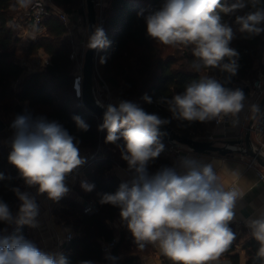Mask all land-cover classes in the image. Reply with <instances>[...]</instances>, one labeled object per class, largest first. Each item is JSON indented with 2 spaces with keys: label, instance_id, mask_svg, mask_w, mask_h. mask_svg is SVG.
I'll use <instances>...</instances> for the list:
<instances>
[{
  "label": "clouds",
  "instance_id": "clouds-1",
  "mask_svg": "<svg viewBox=\"0 0 264 264\" xmlns=\"http://www.w3.org/2000/svg\"><path fill=\"white\" fill-rule=\"evenodd\" d=\"M27 8L32 0H16ZM250 8L243 15H235L234 25L222 19L219 13L234 15ZM143 15V10L138 16ZM146 32L157 44L171 48H191L194 59L191 67L216 69L225 73L223 82L210 75H203L185 86L182 93L170 99L161 98L171 118L188 123L223 122L231 118L238 124V116L245 107L246 96L240 88H230L239 68V53L231 47L239 33L250 39L264 33V0H235L223 4L221 0H163L161 6L144 17ZM82 31H87L82 30ZM109 45L102 27L96 26L88 36V49H103ZM101 63L106 58L101 57ZM142 99L151 104L145 94ZM97 104L105 108L99 131H107L106 143L116 144L121 158L127 163L123 180L115 193H104L100 204L119 208L122 224L131 233L140 249L153 245L171 264H214L229 250L236 239L230 227L236 208L243 199L237 188H225L219 181L217 167L222 161L204 162L194 156H182L175 166H161L149 171L164 151L161 127L169 119L146 112L140 105L120 100L118 105ZM251 119H256L259 107L250 106ZM72 120L80 131L89 125L79 115ZM14 130L8 162L17 170L28 188L36 194L19 188L12 191L20 201L13 214L9 205L0 199V222L7 225L39 227L40 214L37 195L59 202L70 189L68 180L86 162L80 155V141L58 121L44 117L17 115L10 126ZM123 140V145L118 141ZM264 157V152L259 153ZM6 177L0 173V180ZM264 178V177H262ZM81 188L92 192L94 184L82 181ZM246 227L259 247L253 264H264V206L255 216L246 220ZM7 229H0V264H70L61 252L44 251L23 235L9 237ZM115 264L118 259L106 254ZM79 264H94L82 260Z\"/></svg>",
  "mask_w": 264,
  "mask_h": 264
},
{
  "label": "trees",
  "instance_id": "trees-1",
  "mask_svg": "<svg viewBox=\"0 0 264 264\" xmlns=\"http://www.w3.org/2000/svg\"><path fill=\"white\" fill-rule=\"evenodd\" d=\"M34 2V1H33ZM33 2L28 6L30 7ZM84 0H49V14L44 22L45 31L32 39L25 47L26 55L31 56L43 50L49 56V61L36 71L25 74L26 67L17 56V48L22 41V30L27 26L26 8H21L16 0H0V121L5 125L0 129V173L6 177L0 180V199L10 207L13 214L18 211L20 201L13 188H19L20 178L17 170L8 162L11 149L2 144V138L7 137L8 124L3 122L4 115L28 114L32 118L44 117L48 121H58L70 134L79 141L78 147L83 152L99 150V155L92 164L86 167L76 190L85 201H93L99 206V211L93 214L84 212V204L76 199L65 198L64 207L56 210L57 215L74 229V237L65 244L63 255L70 264H79L82 260L105 262L106 254L102 244L118 237L117 245L111 255L117 257L115 264H141L142 257L153 250L152 245L144 249L136 246L127 228L122 224L119 208L109 204H100L104 193H115L124 180L113 172L116 165L127 168V163L121 158L120 149L116 144L106 143L107 131H99L101 120L92 114L77 97L74 80L79 73L78 63L71 58L74 46L70 37L74 21L78 16H85ZM163 0H108L105 6V20L102 28L109 45L99 49L97 70L100 84L103 80L118 101L128 100L140 105L146 112L158 114L169 119L177 133L188 137L204 138L209 134L213 121L201 123L178 121L171 118V113L161 98H171L182 93L185 86L198 80L203 75H210L223 82L225 73L216 69H201L196 72L191 67L194 59L191 48H172L166 53L163 45L157 44L148 37L144 17L157 10ZM235 0H221L223 4L234 3ZM27 7V8H28ZM143 10V15L138 13ZM250 8H245L234 15L219 13L223 20L234 25L235 15H243ZM69 15L65 22L60 12ZM264 27V25H262ZM231 47L239 53V68L237 74L227 85L230 88H240L249 94L250 87L245 81H254L260 70L264 72V33L250 39H245L239 33L232 41ZM166 53V54H165ZM101 57L106 58L101 63ZM97 77L95 71V78ZM19 82L16 86V83ZM147 94L152 103H146L142 97ZM73 115H79L90 126L84 132L77 129ZM164 151L149 166L150 172H155L161 166H174L176 154L169 151L172 145H177L161 138ZM123 145V140L118 141ZM84 149V150H83ZM82 181L94 184L92 192H85L80 184ZM119 220L120 231L111 224ZM7 229L9 237L23 235L32 241L27 225H7L0 222V229ZM248 248L247 264H253V258L259 247L253 239ZM234 245L223 255L228 256L233 264H240L239 254H232ZM120 254H125L123 258Z\"/></svg>",
  "mask_w": 264,
  "mask_h": 264
},
{
  "label": "crops",
  "instance_id": "crops-1",
  "mask_svg": "<svg viewBox=\"0 0 264 264\" xmlns=\"http://www.w3.org/2000/svg\"><path fill=\"white\" fill-rule=\"evenodd\" d=\"M80 17L82 18V16ZM70 35L72 36V41H74L73 35L75 34L73 31L70 33ZM86 36L87 34L78 32V39L76 38L77 43L75 45L80 46L78 43L83 42V39L86 38ZM260 74H264V72L260 70L256 79H258ZM254 81H245V84L250 87V90L249 94L246 96L245 107L238 116V124L233 127L231 122H229L221 126H216L213 121L209 129V134H213L216 138V140H214L215 145L223 147L227 145L228 141L231 140H242V143L234 144L232 146L229 145V150L226 154H221L219 152L197 153L187 146H176L179 149V152L175 153L176 157L174 162L175 166L180 157L188 155L194 156L195 158L204 162L211 160L222 161V164L216 169L220 183L226 189L234 186L244 194L243 199L237 204L235 219L230 224V227L236 233V239L233 242L235 250L232 254H239L240 264H247L248 248L246 245L253 240L250 230L246 227L245 222L249 217L255 216L258 210L264 206V181L259 175V172L264 173V167L259 163H257L256 166L250 165L252 157L246 151V144L244 140L249 130V126L251 123L253 125L255 121L254 119L250 118L252 115L250 112V106L252 104H256L259 107L262 99L264 98V95L258 97L253 91L252 84ZM10 135L11 134H9L6 139L9 140L12 138ZM251 143L258 147V142L253 132H251ZM2 144L6 145L5 141H2ZM6 148L8 147L6 146ZM89 152L85 151L82 157L86 159ZM262 152H264V147L262 148ZM85 168H83L82 171H79L78 174L74 173L73 176L69 178L68 187L70 191L59 202L48 200L44 195L36 196V202L40 209V214L37 217L39 227H28V229L32 241L40 249L51 252H64L65 244L68 243L64 240V238L68 231H73L74 233V229L70 223H66V221L62 220L57 215L56 210L65 206V198H73L85 204L86 201L84 197L76 190V184L83 175ZM113 172L120 178L124 180L127 179L126 175L124 174L123 167L116 165L113 168ZM24 191H27L33 195L36 194L35 188L27 187L22 189V192ZM111 224L117 229V231H120L121 223L119 220H114L111 222ZM120 255L123 258L126 256L125 254ZM94 264H113V262L108 261L107 259L105 262L98 261ZM141 264H171V261L161 255L159 249L153 246V250L149 254H145L142 257ZM214 264H233V262L228 256L222 255L218 261L214 262Z\"/></svg>",
  "mask_w": 264,
  "mask_h": 264
},
{
  "label": "built area",
  "instance_id": "built-area-1",
  "mask_svg": "<svg viewBox=\"0 0 264 264\" xmlns=\"http://www.w3.org/2000/svg\"><path fill=\"white\" fill-rule=\"evenodd\" d=\"M95 1H96V6L97 5L105 6L104 0H95ZM101 9H103V7ZM48 14H49V10L47 8V4H45L41 0H36L30 7L26 8V10H25V16L27 18V26L26 27H28V29H31L32 31H34L37 35L43 33L45 31L44 22H45ZM60 17L65 22H68V20H69V15L66 14L65 12L61 11ZM97 20H99L98 21L99 26L102 27L104 20H105V15H104L103 10H101V12L98 11ZM26 27H24V28H26ZM71 58L73 60L77 61L78 68H79V73L76 76L75 80L82 82V73H83V66H84V60H85V50L84 49L79 50L78 48L74 47L72 50V53H71ZM96 72L98 73L97 68H96ZM101 85H102V91L103 92H107V91L110 92L109 86L104 80L101 83ZM252 89L255 92V94H257L258 97H261L264 95V74H260L258 79H256L254 81V83L252 84ZM97 92H99L98 89H97ZM76 95L79 98L81 97L80 92H77ZM97 99H98V97H97ZM99 102L101 103L100 100H99ZM230 121H231V118L226 117L223 122L217 124V122L214 121V123L216 126H221V125H224L226 123H229ZM102 123H103V120H101V124ZM251 130H252L253 134L255 135V138L258 142L257 148L260 151H262V148L264 147V105L262 106L260 112L258 113L257 118L255 119ZM195 138L200 139V140H211V141L216 140V138L213 134H207L204 138H200V137H195ZM176 146H181V145H172L169 148V151L174 153V154L178 153L179 149ZM79 150H80V155L82 156L84 152L82 151L81 148H79ZM98 155H99V150L89 152L87 154V158L85 159L86 160L85 164L83 166H81L75 174H78L79 171H82L83 168L91 165L93 160L96 159L98 157ZM257 163L258 162L256 161V159L251 158V161H250L251 166H256ZM118 166H121V165L118 164ZM121 167H123V166H121ZM123 169L125 170L126 167H123ZM259 175H260V178L264 181V178H262V177H264V173L259 172ZM20 186L22 189L27 188V186L24 184V181L21 178H20ZM231 187H234V186H231ZM99 209H100L99 206L97 204H95L93 201H86L84 204V212L85 213L93 214V213L98 212ZM73 237H74L73 231H68L64 240L66 242H69ZM117 243H118V237H115L110 241L103 242V244H102L103 252L105 254L111 255L112 249L117 245Z\"/></svg>",
  "mask_w": 264,
  "mask_h": 264
},
{
  "label": "water",
  "instance_id": "water-1",
  "mask_svg": "<svg viewBox=\"0 0 264 264\" xmlns=\"http://www.w3.org/2000/svg\"><path fill=\"white\" fill-rule=\"evenodd\" d=\"M87 5V28L89 35L95 29L97 24V9H96V2L95 0H86ZM99 49H88L85 52V60L83 66V73H82V82L74 80V89L81 93V99L85 107L99 119L103 120V113L105 108L100 107L97 104V87H96V79H95V71L97 68V56H98ZM264 105V98L262 99L259 112ZM258 115V114H257ZM5 125L0 121V129L3 130ZM252 123L249 126V130L246 134L245 144H246V151L248 154L256 159V161L264 167V157H262L259 153L260 151L254 144L251 143V130ZM163 138L166 141L177 145H184L189 147L191 150L197 153H210V152H219L221 154H226L229 150V145L232 146L234 144H241L242 140H231L227 142L225 146H218L214 144V141L211 140H200L194 137H188L185 135H181L177 133L171 126L164 125L160 129ZM110 261V260H108Z\"/></svg>",
  "mask_w": 264,
  "mask_h": 264
},
{
  "label": "rangeland",
  "instance_id": "rangeland-1",
  "mask_svg": "<svg viewBox=\"0 0 264 264\" xmlns=\"http://www.w3.org/2000/svg\"><path fill=\"white\" fill-rule=\"evenodd\" d=\"M33 1L35 2L36 0H32V2ZM41 1L44 2L45 4H47V2L49 0H41ZM84 1H85L84 2V4H85L84 7L86 8L85 16H82V18L80 16H78V17H76V19L74 21V23H75L74 25L76 27H74L72 31L75 34V35H73L74 36V39L73 40L75 42L73 41L72 43H73L74 46H76L75 45L77 43L76 42V38L78 39V37H79V36L77 37L78 32H80L82 34H87L86 38L83 39V42L78 43L81 46V47L80 46H78V47H80L81 50L84 49L85 52H86L87 48L85 47V45L87 43V39H88L89 32H88V28H87V5H86V0H84ZM104 1H105V6H107V4H108L107 1L108 0H104ZM105 6H100V5H97L96 6L97 15H98V11L101 12V10H103V11L105 10ZM102 7H103V9H101ZM98 21L99 20H97V25L99 26V22ZM85 29L87 30L86 32L85 31H82V30H85ZM37 37H38V35L34 31H32L31 29H28V27L23 28V30H22V41H21V44L19 45V47L17 48V56L19 57L20 63L26 67L25 74L40 69L42 66L46 65L48 63V61H49L48 60L49 56L47 54H45V52L43 50H39L36 54H33L31 56H27L26 55L25 47L28 45V43L32 39H35ZM70 37L72 39V36L71 35H70ZM163 48H164V50H165L166 53H171V51H172V48L171 47H165V46H163ZM96 75H97V77H96V87H97V89L99 91V92H97L98 99L104 105H108V104L118 105V102L119 101L116 98L113 97V95L111 94V92H108V91L107 92H103L102 91V85L100 84V81L98 79V73L97 72H96ZM18 83L19 82L16 83V86H17ZM2 117L4 119L3 122L8 124V128L6 129L7 130L6 134H7V136L9 134H11L10 137H12L14 135V130L10 126H11V124L14 121L15 118L11 114L4 115ZM6 138L3 137L2 138V141H5V143H6L5 147L7 146L9 148L10 147V142H11L10 139L11 138L9 140L6 139ZM182 146H184V145H182Z\"/></svg>",
  "mask_w": 264,
  "mask_h": 264
},
{
  "label": "bare ground",
  "instance_id": "bare-ground-1",
  "mask_svg": "<svg viewBox=\"0 0 264 264\" xmlns=\"http://www.w3.org/2000/svg\"><path fill=\"white\" fill-rule=\"evenodd\" d=\"M78 91L80 92V87H79V90Z\"/></svg>",
  "mask_w": 264,
  "mask_h": 264
}]
</instances>
